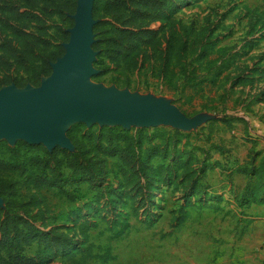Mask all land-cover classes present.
Here are the masks:
<instances>
[{
	"label": "trees",
	"instance_id": "obj_1",
	"mask_svg": "<svg viewBox=\"0 0 264 264\" xmlns=\"http://www.w3.org/2000/svg\"><path fill=\"white\" fill-rule=\"evenodd\" d=\"M184 1L94 0L91 48L97 73L91 80L110 74L114 84L134 89L140 88L136 81L143 80L145 89L150 84L160 86L163 92L177 95L184 103L200 101L205 110L220 105L222 111L237 89H252L262 82L264 67L239 65L250 41L221 46L223 35L216 32L217 25L197 29L183 23L174 15ZM76 5L77 0H20L16 5H4L12 25L10 35L0 37V88L10 84L38 87L41 79L51 74V64L64 54ZM217 121L246 124L242 115L213 120ZM192 135L173 128L123 129L77 123L66 132L72 151L58 146L48 151L42 144L22 140L13 146L1 141L0 155L6 158H0V264H48L57 256L67 264L112 258L92 253L88 231L97 228L94 219L79 223V239L74 240L48 214L40 195L42 189L56 188L67 200L76 201L75 191L66 186L81 181L112 208L117 183H108L105 156L120 158L124 185L131 188L134 199L139 198L138 202L147 207L140 213L139 208H134V216L147 226L154 223L153 216L148 215L152 199L160 186L171 184L175 177L188 183L185 200L197 198L199 206H208L200 195L193 196L207 165L187 149ZM157 153L162 161L154 165L152 159ZM235 171L245 179L235 197L240 214L251 205L264 207V156L258 162L238 165ZM235 171L229 170L232 175L228 173V177ZM155 180L161 183L153 186ZM125 214L120 210L113 219L103 217L107 230L122 231L127 226ZM185 219L186 211L181 205L170 227H179ZM33 245L36 250L28 255L26 250Z\"/></svg>",
	"mask_w": 264,
	"mask_h": 264
},
{
	"label": "rangeland",
	"instance_id": "obj_2",
	"mask_svg": "<svg viewBox=\"0 0 264 264\" xmlns=\"http://www.w3.org/2000/svg\"><path fill=\"white\" fill-rule=\"evenodd\" d=\"M19 1L0 0V37L10 35L12 25L7 21L4 5L8 2L16 5ZM174 16L197 29L217 25L216 32L223 35L221 46L250 41V48L241 56L239 65L264 67V0H185L176 7ZM90 82L160 100L177 108L187 119L197 120L193 127L178 130L193 133L187 149H192L193 155L207 165L200 188L194 190L193 196L200 195L208 206H199L197 198L185 200L184 196L189 193L188 183L175 177L171 184L160 186L152 199L148 215L153 216L154 223L147 226L134 216V208H139L140 213L147 207L138 202L139 198L134 199L131 188L124 185L120 158L105 156L108 183H117L112 208L100 201L86 182L72 181L66 186L77 195L73 202L59 194L56 188L40 191L48 214L54 216L55 223L63 225L62 231L74 240L79 239L80 222L94 219L98 223L97 228L88 231L92 253L109 254L112 258L105 262L88 259L86 264H264V207L251 205L243 208L240 214L235 197L244 179L240 175L228 177L230 168L235 171L240 162H257L264 156V80L252 89H237L223 111L220 105L205 110L200 101L184 103L177 95L163 92L160 86L150 84L149 89H145L143 80L136 81L138 89L114 84L110 74ZM232 115L244 116L246 124L213 122ZM157 127L174 128L171 125ZM1 141L7 143L5 139ZM160 155L157 153L153 157L154 165L161 163ZM0 158L6 156L1 154ZM155 181L153 186L161 183ZM181 205L186 219L179 227L171 228V218L178 214ZM120 210L126 213L127 226L120 232L119 228L108 231L102 218L113 219ZM74 220H77L75 225ZM35 250L33 245L26 253L32 255ZM48 264L67 262L57 256Z\"/></svg>",
	"mask_w": 264,
	"mask_h": 264
},
{
	"label": "water",
	"instance_id": "obj_3",
	"mask_svg": "<svg viewBox=\"0 0 264 264\" xmlns=\"http://www.w3.org/2000/svg\"><path fill=\"white\" fill-rule=\"evenodd\" d=\"M93 1L77 0L64 54L51 64V74L38 87L10 84L0 88V140L9 146L22 140L42 144L48 151L56 146L72 151L66 132L77 123L123 129L160 125L189 129L197 124L171 104L90 82L97 73L91 48Z\"/></svg>",
	"mask_w": 264,
	"mask_h": 264
},
{
	"label": "crops",
	"instance_id": "obj_4",
	"mask_svg": "<svg viewBox=\"0 0 264 264\" xmlns=\"http://www.w3.org/2000/svg\"><path fill=\"white\" fill-rule=\"evenodd\" d=\"M261 157H262V156H261ZM257 162H258V161H257ZM233 164L238 165L237 162H234ZM241 164H243V163L240 162L239 165H241ZM231 170H232V169L230 168V171H231ZM234 175H235V176L240 175V176L242 177V179H244V176H243L242 174L238 173L237 171L234 172ZM235 176H234V177H235ZM244 182H245V179L242 181V184L240 183V184H241L240 187L243 186Z\"/></svg>",
	"mask_w": 264,
	"mask_h": 264
}]
</instances>
